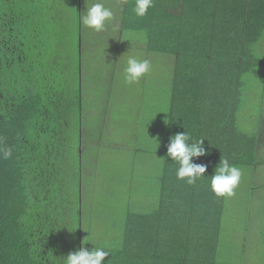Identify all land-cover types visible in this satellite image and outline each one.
Masks as SVG:
<instances>
[{
	"label": "trees",
	"instance_id": "1",
	"mask_svg": "<svg viewBox=\"0 0 264 264\" xmlns=\"http://www.w3.org/2000/svg\"><path fill=\"white\" fill-rule=\"evenodd\" d=\"M82 1L0 0V264H63L84 247L67 181L80 166L84 124L72 39ZM153 2L138 17L135 0H123L120 29L147 32V52L169 56L173 69L160 201L127 215L102 264H222L227 197L210 191V176L224 158L238 168L263 162L264 115L255 129L246 107L258 71L264 90V0ZM183 132L205 148L193 162L207 171L193 185L167 156L170 137Z\"/></svg>",
	"mask_w": 264,
	"mask_h": 264
},
{
	"label": "rangeland",
	"instance_id": "2",
	"mask_svg": "<svg viewBox=\"0 0 264 264\" xmlns=\"http://www.w3.org/2000/svg\"><path fill=\"white\" fill-rule=\"evenodd\" d=\"M93 2L111 8L113 19L101 32L74 22L72 39L80 47L84 124L80 147H74L80 166L67 177L71 192L77 196L82 242H88L84 248L89 251L119 245L127 215L158 206L164 169L160 151L169 128L173 73L165 60L169 56L148 53V44L133 38L135 32L121 31L123 0H89V4ZM130 56L147 59L151 65L133 84L123 79ZM256 75L260 80L262 73ZM259 80L248 92L251 99L247 105L252 106L246 107L250 108L247 125L255 129L264 115V106L260 107L264 105V90ZM261 156V166L240 168L242 177L235 195L227 197L222 264H264V146Z\"/></svg>",
	"mask_w": 264,
	"mask_h": 264
},
{
	"label": "clouds",
	"instance_id": "3",
	"mask_svg": "<svg viewBox=\"0 0 264 264\" xmlns=\"http://www.w3.org/2000/svg\"><path fill=\"white\" fill-rule=\"evenodd\" d=\"M124 3H127V0H124ZM153 6V0H135L132 12L138 17H143ZM112 19L113 11L111 8L105 7L101 2L89 4V0H86L85 11L80 16L81 24L84 27L101 32ZM132 36L140 43H146L148 40L147 32L133 33ZM150 68V62L147 59L142 60L130 56L123 69V79L128 84L136 83L150 71ZM10 155V151L4 152L5 158ZM203 155H205L203 139L192 141L187 132L177 133L170 137L167 156L179 165L176 171L177 179L185 180L187 184L193 185L197 180L203 178L207 166L193 162L194 157L198 158ZM210 177V191L216 197H231L235 195V189L241 181L242 171L224 158L221 159L214 174ZM86 243L88 242L83 241V244ZM109 254H111V249L95 247L89 251L81 246L78 251L63 257V264H102Z\"/></svg>",
	"mask_w": 264,
	"mask_h": 264
},
{
	"label": "crops",
	"instance_id": "4",
	"mask_svg": "<svg viewBox=\"0 0 264 264\" xmlns=\"http://www.w3.org/2000/svg\"><path fill=\"white\" fill-rule=\"evenodd\" d=\"M170 67H171V66H170ZM152 69H153V67H152ZM171 70H173L172 67H171Z\"/></svg>",
	"mask_w": 264,
	"mask_h": 264
}]
</instances>
